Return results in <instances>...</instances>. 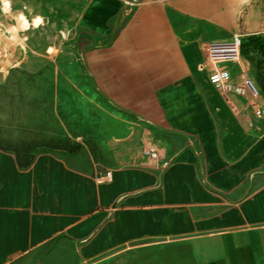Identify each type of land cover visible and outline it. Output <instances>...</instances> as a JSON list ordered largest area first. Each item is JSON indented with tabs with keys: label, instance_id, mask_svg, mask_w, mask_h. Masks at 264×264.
<instances>
[{
	"label": "crops",
	"instance_id": "obj_1",
	"mask_svg": "<svg viewBox=\"0 0 264 264\" xmlns=\"http://www.w3.org/2000/svg\"><path fill=\"white\" fill-rule=\"evenodd\" d=\"M82 24L95 149L27 167L0 149V264H264V118L204 60L264 33V0H94Z\"/></svg>",
	"mask_w": 264,
	"mask_h": 264
},
{
	"label": "rangeland",
	"instance_id": "obj_2",
	"mask_svg": "<svg viewBox=\"0 0 264 264\" xmlns=\"http://www.w3.org/2000/svg\"><path fill=\"white\" fill-rule=\"evenodd\" d=\"M93 2L11 0L9 13L0 10L3 147L31 146L34 157L94 151L88 133L76 131L89 121L91 112L83 100L87 93L81 88L80 55L85 35L83 15ZM37 18L39 25L34 24ZM253 36L260 42L250 45L244 59L254 77L264 83V33Z\"/></svg>",
	"mask_w": 264,
	"mask_h": 264
},
{
	"label": "built area",
	"instance_id": "obj_3",
	"mask_svg": "<svg viewBox=\"0 0 264 264\" xmlns=\"http://www.w3.org/2000/svg\"><path fill=\"white\" fill-rule=\"evenodd\" d=\"M242 36L234 34L231 41L222 43H208L204 46V60L211 66L208 74L210 85L221 91H228L239 96H247V105L253 118H264V93L255 79L244 76L234 81L227 69L220 67L226 62H238ZM143 155L148 159H156L157 148L153 144L143 147ZM166 163V162H165Z\"/></svg>",
	"mask_w": 264,
	"mask_h": 264
},
{
	"label": "trees",
	"instance_id": "obj_4",
	"mask_svg": "<svg viewBox=\"0 0 264 264\" xmlns=\"http://www.w3.org/2000/svg\"><path fill=\"white\" fill-rule=\"evenodd\" d=\"M259 42H260V39L258 36L252 35V36L242 38L241 45H240L241 56L242 57L247 56L250 45L253 44L254 46H256L259 44ZM254 79L264 93V83L258 81L256 77H254ZM31 148H32L31 146H22L19 148L3 147L0 144L1 150H9L14 153L17 165L19 167H27L32 162L34 155L30 151Z\"/></svg>",
	"mask_w": 264,
	"mask_h": 264
},
{
	"label": "clouds",
	"instance_id": "obj_5",
	"mask_svg": "<svg viewBox=\"0 0 264 264\" xmlns=\"http://www.w3.org/2000/svg\"><path fill=\"white\" fill-rule=\"evenodd\" d=\"M0 5H2V10L4 13H9L10 12V7H11V0H0ZM21 20L24 19V17L21 15L20 17ZM41 23V20L37 18L34 21V24L39 25ZM25 27H27V23L25 22Z\"/></svg>",
	"mask_w": 264,
	"mask_h": 264
},
{
	"label": "bare ground",
	"instance_id": "obj_6",
	"mask_svg": "<svg viewBox=\"0 0 264 264\" xmlns=\"http://www.w3.org/2000/svg\"><path fill=\"white\" fill-rule=\"evenodd\" d=\"M3 12V11H2ZM6 14V13H5Z\"/></svg>",
	"mask_w": 264,
	"mask_h": 264
}]
</instances>
